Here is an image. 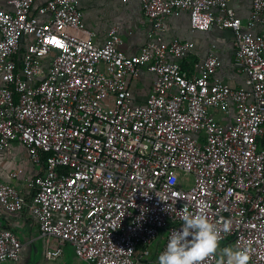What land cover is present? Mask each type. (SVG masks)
<instances>
[{
    "label": "built area",
    "instance_id": "2783aa9c",
    "mask_svg": "<svg viewBox=\"0 0 264 264\" xmlns=\"http://www.w3.org/2000/svg\"><path fill=\"white\" fill-rule=\"evenodd\" d=\"M137 1L150 34L131 56L116 27L95 42L79 0L36 10L35 0H9L11 9H0V150L20 143L43 166L27 181V197L0 184V207L28 209L47 261L69 245L85 264H136L163 233L159 257L186 204L220 231L204 264H219L229 246L264 264V33L253 31H264V0H252L245 20L233 0ZM181 12L191 32H232L242 87L216 77L221 62L212 51L195 75L183 71L179 61L194 43L163 35L165 21ZM142 70L154 80L135 105L130 83ZM215 112H232V120L224 124ZM21 250L0 230V264L18 262Z\"/></svg>",
    "mask_w": 264,
    "mask_h": 264
},
{
    "label": "crops",
    "instance_id": "0c3cea01",
    "mask_svg": "<svg viewBox=\"0 0 264 264\" xmlns=\"http://www.w3.org/2000/svg\"><path fill=\"white\" fill-rule=\"evenodd\" d=\"M9 0H0V9L10 10ZM48 0H35L34 10L44 5ZM252 0H233L231 7L237 17L245 20L251 11ZM79 10L82 12L83 21L88 30L95 35V42L103 44L107 37L108 30L116 27L121 38L120 49L128 56L135 55L139 49L148 41L150 34V26L145 21L140 5L137 0H79ZM255 33L263 34V29L256 25L253 27ZM164 39L169 41L178 38L184 41L194 43L193 51L184 59L179 61L183 71L188 75H195V66L201 63L209 52H214L221 67L217 71L216 77L222 82L228 83L233 87H242L244 85V75L237 72L234 66V45L233 34L230 30H222L213 27L206 32H191L188 23V13L181 12L173 15L165 21ZM154 75L142 70L135 80L130 83V90L135 105L145 103L148 94L152 88ZM216 118L222 123H228L232 120V112L222 114L215 112ZM15 178H11L12 173H18ZM43 173V166L35 165L31 162L26 149L17 142L10 143L9 146L0 150V184L7 183L15 187L24 196H28L27 181L39 174ZM6 229L11 231L24 245L29 248L35 245L37 241H42L45 250V243L39 236L36 222L32 218L27 208L19 213H7L0 207V230ZM163 241L155 244L153 252L149 257L156 256L161 250ZM153 245V244H152ZM151 245V246H152ZM58 244L53 241L51 247L56 248ZM66 247L70 248L68 251ZM61 255L59 260L66 258L71 252V256L75 257L72 248L69 245H60ZM44 254V253H43ZM76 258V257H75ZM148 258L139 259L140 261H148ZM77 259V258H76ZM65 260V259H64ZM78 260V259H77ZM79 261V260H78ZM56 264H67L62 261ZM81 262V261H80ZM15 262H7L2 264H14ZM138 263V262H137ZM136 263V264H137ZM84 264V263H83Z\"/></svg>",
    "mask_w": 264,
    "mask_h": 264
},
{
    "label": "clouds",
    "instance_id": "9594fccd",
    "mask_svg": "<svg viewBox=\"0 0 264 264\" xmlns=\"http://www.w3.org/2000/svg\"><path fill=\"white\" fill-rule=\"evenodd\" d=\"M177 212L181 226L172 232L158 257V264H204L205 259L219 249L220 231L202 212H190L186 204ZM227 230L226 223L224 231ZM249 259L246 248L220 249L219 264H249Z\"/></svg>",
    "mask_w": 264,
    "mask_h": 264
},
{
    "label": "rangeland",
    "instance_id": "374dc122",
    "mask_svg": "<svg viewBox=\"0 0 264 264\" xmlns=\"http://www.w3.org/2000/svg\"><path fill=\"white\" fill-rule=\"evenodd\" d=\"M183 178L187 182V185L182 183L181 187H183L185 189H189L191 187V184H190V182L192 180L191 176L190 175H184ZM163 236H164L163 233L160 234L159 237L153 242V245L149 247V250H151L152 254H154L153 249H154L155 244L163 241ZM37 246L39 247V254H37L35 257H33V254L31 253V249L28 247V245H24V247L22 248V251H21V255L23 257L22 264H32V263H34V264H56V263H58V262H54V261H62V263L66 262L67 264H83V262H80L75 257H72L71 252L67 254L68 260H66V258H64L65 260L64 259H61V260L55 259L53 261H47L44 258V254H43L42 241L40 243H39V241H37ZM66 249L68 251H70L69 250L70 248L66 247ZM155 259H156V256H153V257L151 256L148 258V261H140L139 260L137 264H157Z\"/></svg>",
    "mask_w": 264,
    "mask_h": 264
},
{
    "label": "water",
    "instance_id": "95a60500",
    "mask_svg": "<svg viewBox=\"0 0 264 264\" xmlns=\"http://www.w3.org/2000/svg\"><path fill=\"white\" fill-rule=\"evenodd\" d=\"M30 249H31V253L33 254V257H35L37 254H39V252H38V250L36 249L35 245L32 246ZM21 251H22V250H21ZM43 253H44V251H43ZM22 262H23V257H22V255L20 254V259H19V261H18V262H15L14 264H22ZM32 264H34V263H32Z\"/></svg>",
    "mask_w": 264,
    "mask_h": 264
},
{
    "label": "flooded vegetation",
    "instance_id": "af4514ba",
    "mask_svg": "<svg viewBox=\"0 0 264 264\" xmlns=\"http://www.w3.org/2000/svg\"><path fill=\"white\" fill-rule=\"evenodd\" d=\"M45 258V257H44Z\"/></svg>",
    "mask_w": 264,
    "mask_h": 264
}]
</instances>
